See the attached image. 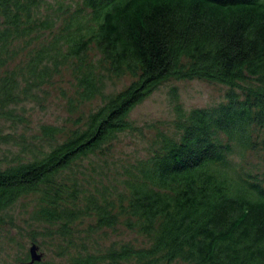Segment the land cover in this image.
<instances>
[{"label": "trees", "instance_id": "obj_1", "mask_svg": "<svg viewBox=\"0 0 264 264\" xmlns=\"http://www.w3.org/2000/svg\"><path fill=\"white\" fill-rule=\"evenodd\" d=\"M65 74L70 106L100 104L67 131L17 132ZM171 79L226 100L176 103L146 156L116 160L131 111ZM0 123V225L31 198L32 239L66 264H264V0H0ZM119 224L148 244L106 245Z\"/></svg>", "mask_w": 264, "mask_h": 264}, {"label": "rangeland", "instance_id": "obj_2", "mask_svg": "<svg viewBox=\"0 0 264 264\" xmlns=\"http://www.w3.org/2000/svg\"><path fill=\"white\" fill-rule=\"evenodd\" d=\"M130 78L113 79L108 85L110 90H119L126 86ZM228 87L198 79H171L161 84L146 99L138 104L130 113L133 124L137 127L133 133L121 134L119 141L111 150L116 160H134L146 156L153 136L156 132L168 130L175 116V104L184 109L193 107H209L226 100ZM73 95L71 81L68 75L56 78L55 83L46 86L38 102L26 101V121L18 127L17 132L27 136L39 132L41 125H56L65 131L74 127L78 117H84L95 109L100 101L95 99L79 108L69 105L68 98ZM0 131L7 133L9 127L0 123ZM250 161L258 162V157L250 154ZM262 164V162H259ZM33 202L31 198H20L9 209L11 219L0 225V264H21L20 259L29 256V247L34 242L42 253L39 264H66L65 257L56 255V240L36 236L32 239V230L37 224L30 222V212ZM36 227V228H35ZM40 227V226H38ZM130 243L134 246H146L145 236L119 224L114 230H107L104 243Z\"/></svg>", "mask_w": 264, "mask_h": 264}, {"label": "water", "instance_id": "obj_3", "mask_svg": "<svg viewBox=\"0 0 264 264\" xmlns=\"http://www.w3.org/2000/svg\"><path fill=\"white\" fill-rule=\"evenodd\" d=\"M38 250V245L33 242L29 247V261L23 262L21 264H33L34 262H39L42 259V253Z\"/></svg>", "mask_w": 264, "mask_h": 264}]
</instances>
